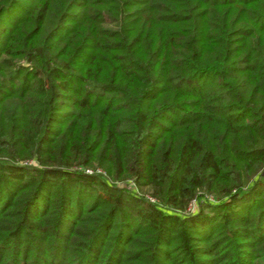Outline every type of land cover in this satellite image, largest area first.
<instances>
[{
	"label": "trees",
	"instance_id": "16d2710c",
	"mask_svg": "<svg viewBox=\"0 0 264 264\" xmlns=\"http://www.w3.org/2000/svg\"><path fill=\"white\" fill-rule=\"evenodd\" d=\"M0 264H264V0H0Z\"/></svg>",
	"mask_w": 264,
	"mask_h": 264
},
{
	"label": "rangeland",
	"instance_id": "374dc122",
	"mask_svg": "<svg viewBox=\"0 0 264 264\" xmlns=\"http://www.w3.org/2000/svg\"><path fill=\"white\" fill-rule=\"evenodd\" d=\"M194 203H191V206H190L191 207V210H194V208H196V202H194Z\"/></svg>",
	"mask_w": 264,
	"mask_h": 264
},
{
	"label": "built area",
	"instance_id": "2783aa9c",
	"mask_svg": "<svg viewBox=\"0 0 264 264\" xmlns=\"http://www.w3.org/2000/svg\"><path fill=\"white\" fill-rule=\"evenodd\" d=\"M195 204V203H194Z\"/></svg>",
	"mask_w": 264,
	"mask_h": 264
}]
</instances>
